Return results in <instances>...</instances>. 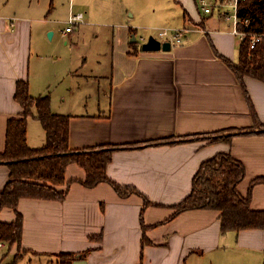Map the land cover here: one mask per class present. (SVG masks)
I'll return each mask as SVG.
<instances>
[{"label": "crops", "instance_id": "0c3cea01", "mask_svg": "<svg viewBox=\"0 0 264 264\" xmlns=\"http://www.w3.org/2000/svg\"><path fill=\"white\" fill-rule=\"evenodd\" d=\"M71 13L84 19L64 35ZM182 29L170 51H143L151 33ZM50 33L69 58L62 51L50 61ZM240 44L231 21L204 15L197 0H0V154L9 120L23 113L17 82L27 81L31 97L49 95L52 113L69 118V148H113L107 176L136 191L87 187L85 169L71 163L67 184L55 187L67 190L64 200L19 201L21 247L86 264H264V229L223 232L219 212L206 208L175 215L219 154L241 163L237 190L264 210V82L240 80L224 60L238 63ZM33 113L27 144L41 149L47 133ZM133 145L145 146L117 148ZM10 180L0 160V191ZM0 219L16 213L2 208Z\"/></svg>", "mask_w": 264, "mask_h": 264}, {"label": "trees", "instance_id": "16d2710c", "mask_svg": "<svg viewBox=\"0 0 264 264\" xmlns=\"http://www.w3.org/2000/svg\"><path fill=\"white\" fill-rule=\"evenodd\" d=\"M240 10L243 19H251V32H264V0H249L241 4ZM224 60L240 80L250 76L264 82V44L251 50L249 40H246L240 44L238 63ZM15 99L22 106L23 113L19 118L9 120L6 148L0 154V160L10 167L11 178L0 191V209H12L16 213V219L12 222L0 219V243H7L9 247H21L23 216L18 212L21 199H65L67 190L59 192L55 187L67 184L65 173L71 163L85 169L86 178L82 183L87 187L111 182L121 195L136 192L115 184L107 176L106 168L111 161L113 148L90 151H73L69 148V118L52 113L49 95L31 97L28 82L18 81ZM34 109L36 118L41 121L47 133L46 145L41 149H31L27 144V123L34 116ZM167 142L171 140L147 144ZM143 146L145 145L117 148L133 149ZM244 174L241 163L230 155L219 154L204 162L194 178L192 193L176 206L175 215L190 209L206 208L219 212L223 232L264 229V210L252 209L250 197H243L237 190ZM147 204L149 201L145 199V205ZM54 255L59 259V264H73L79 259L75 253Z\"/></svg>", "mask_w": 264, "mask_h": 264}, {"label": "built area", "instance_id": "2783aa9c", "mask_svg": "<svg viewBox=\"0 0 264 264\" xmlns=\"http://www.w3.org/2000/svg\"><path fill=\"white\" fill-rule=\"evenodd\" d=\"M249 0H197L200 10L206 16L217 13L218 15L228 19L232 23V32L238 37L240 42L248 41L250 49H255L258 45L264 44V32H251L250 23L251 19H243L240 15L241 4ZM84 15L82 13H71L68 21L67 28L63 34H68L73 31L75 26L82 23ZM186 29L170 32L168 30H160L155 36L161 43L169 42L171 46L181 44L184 41V34ZM4 244L1 242L0 247Z\"/></svg>", "mask_w": 264, "mask_h": 264}, {"label": "rangeland", "instance_id": "374dc122", "mask_svg": "<svg viewBox=\"0 0 264 264\" xmlns=\"http://www.w3.org/2000/svg\"><path fill=\"white\" fill-rule=\"evenodd\" d=\"M150 36H157V32L151 33ZM47 42L44 43L43 49L48 50L47 56H49L50 61L52 58L59 55V52L66 51L64 56L70 57V48H66V45L57 43V39L52 41L51 38L47 36ZM140 47L142 44L137 42ZM73 59L80 61V50H75L73 53ZM50 69V74L54 73L53 68ZM12 249V247H10ZM9 246L0 247V264H59V259L54 254H43L36 255L34 252L24 249L23 247L15 248V251L11 252ZM34 253V254H33Z\"/></svg>", "mask_w": 264, "mask_h": 264}, {"label": "water", "instance_id": "95a60500", "mask_svg": "<svg viewBox=\"0 0 264 264\" xmlns=\"http://www.w3.org/2000/svg\"><path fill=\"white\" fill-rule=\"evenodd\" d=\"M52 35L53 33H50L48 37L51 38ZM132 41L135 42L136 38L133 37ZM171 48L172 46L169 42L161 43V41L156 39L154 36H150L148 40L142 45L143 51H170ZM73 264H86V261L77 260Z\"/></svg>", "mask_w": 264, "mask_h": 264}]
</instances>
